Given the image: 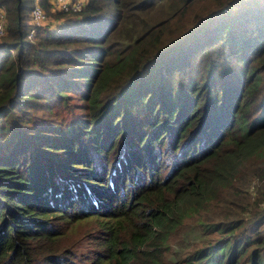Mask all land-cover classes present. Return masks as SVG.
<instances>
[{"label": "trees", "instance_id": "16d2710c", "mask_svg": "<svg viewBox=\"0 0 264 264\" xmlns=\"http://www.w3.org/2000/svg\"><path fill=\"white\" fill-rule=\"evenodd\" d=\"M41 4L28 39L0 0V264H264V198L230 195L264 177V0Z\"/></svg>", "mask_w": 264, "mask_h": 264}, {"label": "rangeland", "instance_id": "374dc122", "mask_svg": "<svg viewBox=\"0 0 264 264\" xmlns=\"http://www.w3.org/2000/svg\"><path fill=\"white\" fill-rule=\"evenodd\" d=\"M56 23V18L50 16L48 25L53 26ZM238 175L240 176L239 181L236 183L234 190L237 193L231 192V198L234 202L236 209H240L241 206L245 205L248 209L246 213H250V210H258L263 205L262 199L264 198V177L253 176L252 170L245 166L242 168ZM240 187V190L238 189ZM216 206L215 212L212 207ZM223 200L220 195L218 198L211 201V205L204 206L200 212L192 213V217H186L183 219L182 224L177 228L176 234H172L169 237L170 243L175 245L176 241L180 236L188 231L189 229L197 228L198 225L204 224L206 221L212 222L221 218L218 211H224ZM198 229V228H197Z\"/></svg>", "mask_w": 264, "mask_h": 264}, {"label": "built area", "instance_id": "2783aa9c", "mask_svg": "<svg viewBox=\"0 0 264 264\" xmlns=\"http://www.w3.org/2000/svg\"><path fill=\"white\" fill-rule=\"evenodd\" d=\"M42 0H32L29 11L30 28L27 38L32 39L37 28L44 26L50 20V15L46 12L41 4ZM52 10L62 12H79L84 6L86 0H48ZM7 26L6 10L0 6V37L5 34Z\"/></svg>", "mask_w": 264, "mask_h": 264}]
</instances>
